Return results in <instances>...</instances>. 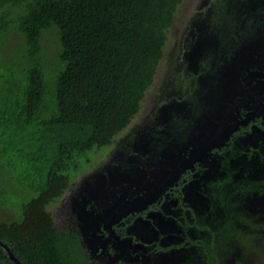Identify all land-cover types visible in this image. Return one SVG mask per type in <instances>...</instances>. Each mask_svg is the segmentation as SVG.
I'll return each mask as SVG.
<instances>
[{
  "label": "flooded vegetation",
  "instance_id": "1",
  "mask_svg": "<svg viewBox=\"0 0 264 264\" xmlns=\"http://www.w3.org/2000/svg\"><path fill=\"white\" fill-rule=\"evenodd\" d=\"M216 2L199 1L193 16L174 23V51L178 29L188 35L181 45L198 51L195 65L186 64L189 92L185 61L158 73L161 84L155 81L148 107L157 111L156 122L151 132L139 134L140 146L125 160L126 169H138L143 177L114 187L116 197L125 196L129 204L148 203L117 220L119 212L109 215L103 197L93 202L81 194L82 219L76 209L63 221L52 214L57 231L77 247L81 264H264V0H236L239 28L253 23L252 43L242 48L237 40L229 61L208 71V52L221 49L208 20L212 14L234 19L233 10ZM196 39L201 43L194 44ZM242 49L246 58L234 61ZM165 101L168 107H162ZM116 170L111 166L101 174Z\"/></svg>",
  "mask_w": 264,
  "mask_h": 264
},
{
  "label": "trees",
  "instance_id": "2",
  "mask_svg": "<svg viewBox=\"0 0 264 264\" xmlns=\"http://www.w3.org/2000/svg\"><path fill=\"white\" fill-rule=\"evenodd\" d=\"M188 1L0 0V264H81L49 209L149 107Z\"/></svg>",
  "mask_w": 264,
  "mask_h": 264
},
{
  "label": "rangeland",
  "instance_id": "3",
  "mask_svg": "<svg viewBox=\"0 0 264 264\" xmlns=\"http://www.w3.org/2000/svg\"><path fill=\"white\" fill-rule=\"evenodd\" d=\"M199 1L202 0H196L192 5H195V8L192 10L190 5V2H186L183 7H181L179 11V17L177 19L178 22H180L184 16H186V19L188 20L191 16H193V12L197 11V4ZM211 1H218V0H210ZM223 3H220L223 7H228V12L233 10L234 13V19L224 21V19L221 16H215V14H212L211 18L208 20V23L211 25V31L216 34L215 40L221 42V49L216 52V54H213V49H211L208 52V60L204 61L203 64L205 65L206 69H209L208 71H211V66H224L226 64V61H229L230 56H232V53L234 51L233 44L240 40L243 42L242 48L245 46V44H249L252 40L251 34L253 33V23L249 22L251 24H248L247 27H245L243 30H241L240 23H237V13H238V6L236 5V0H222ZM217 3V2H216ZM208 11V10H207ZM206 11V12H207ZM205 12V13H206ZM205 16V14H204ZM230 21H235L230 22ZM228 23H233L232 25ZM180 23H178V28L180 27ZM176 27L174 28V32H172L171 41L173 40L172 45L169 47L168 56L167 58H170L171 66H175V69L177 68L178 64L181 68V65L185 61L184 69L182 70V73H184L185 79L188 80V86L185 89L186 92H189V86L191 84V74H188L186 72V64L189 69L192 68V65H195L194 58L197 55V49H194V46H185L181 45V33L180 29H178L179 34V42L180 45L178 47V53L174 51V43H175V36L177 35L175 32ZM238 33V36L241 39H236V34ZM188 35L186 34L182 38H186ZM193 41V36H192ZM171 43V42H170ZM199 44L201 42L198 41V39L194 40V44ZM252 43V42H251ZM250 43V44H251ZM249 44V45H250ZM46 50L48 52V55L50 57L56 56L57 51L55 50L57 48L54 39L50 41L45 42ZM249 47V46H247ZM243 49L240 51H237L236 56L234 57L236 62L245 59V53L242 52ZM174 52V55H173ZM222 52H224L222 54ZM168 65V64H167ZM179 68V69H180ZM166 69V65L163 70ZM218 70L223 71V68L219 67ZM191 71V70H190ZM211 74V72H210ZM220 78V73H219ZM156 83L161 84L160 80L156 81ZM174 89V88H173ZM171 89V91L173 90ZM159 90V88H158ZM183 90V86H182ZM196 96L194 95L188 101L192 100L195 101ZM149 97H147L148 101ZM174 100V99H173ZM150 106V103H148ZM170 104L168 101H165V103L162 105V107H168ZM141 109V111L138 113V116L134 119V121L130 124L129 128L126 129L123 133H121L118 136L117 143L114 144V146H111L109 148L104 149L101 151V153L94 157L92 159L91 167L85 172L81 173L79 176H77L74 180L73 185L71 186L70 191L68 194L57 204L52 205L50 210L51 214H53L56 217H60V220L63 221L67 215L71 214L72 211L76 209V211L79 209L77 206V199L82 194L84 199H87L89 201H99L101 198H97L95 192H93V186L91 185L97 178V175L100 173H103L107 168L114 166L117 168L118 171H116L117 175H122L125 173L128 178L132 180L140 179L143 176H140V172L135 171L133 168L126 169L128 163L125 162L126 159L131 155L129 152L130 149L133 147H139L141 144V140L139 139V134L141 132L148 133L152 131V128L156 122V112H153V108L150 109ZM177 126V129L180 130L183 128V122L181 119H178L174 123ZM138 170V169H137ZM150 182V181H148ZM118 183V181H116ZM108 182L106 183V185ZM116 185V184H115ZM113 187L111 189V192H113ZM77 213V212H76ZM82 213V212H81ZM83 214V213H82ZM6 217V214L3 215ZM82 219V217L80 218ZM245 246L242 247V251L245 253ZM233 255V254H232ZM232 255L228 256V261H232ZM242 263V261H241ZM243 264V263H242Z\"/></svg>",
  "mask_w": 264,
  "mask_h": 264
},
{
  "label": "water",
  "instance_id": "4",
  "mask_svg": "<svg viewBox=\"0 0 264 264\" xmlns=\"http://www.w3.org/2000/svg\"><path fill=\"white\" fill-rule=\"evenodd\" d=\"M118 171V170H116ZM113 172L110 173L108 177H105L104 175H102L101 173L97 175L96 180L91 184L93 186V192H95L96 197L97 198H104V200H106L107 203V210L110 215V213L115 212H119V214L116 216L117 220H120L122 217H124L125 215L129 214L132 210L135 211L137 207H140L141 205L147 204L148 202H143V201H139L136 200L134 201L133 204H129L125 201V196H122V198H117L116 194L114 192H111V189L119 184H127L128 186L131 184L132 179L128 178L127 175H125V173H123L122 175H117V172ZM138 171V170H135ZM156 179V176H155ZM153 180V185L154 187L157 185L156 180ZM116 181H118V183H116ZM108 182V184L106 185V183ZM116 184V185H115ZM122 189H129V187H122ZM153 195H156L155 192H153ZM155 197V196H154ZM110 203H113L112 207H109L108 205ZM116 203V205H114ZM122 205L121 208H118L119 205ZM81 212L85 213L84 210H77V215L81 218H83L84 214H82ZM106 213V216H107ZM124 214V215H123ZM105 216V217H106ZM0 244H2L8 251L9 253L11 252L9 249V246L4 244L3 242L0 241ZM12 257V259H14L18 264H20V261L13 256L12 254L10 255Z\"/></svg>",
  "mask_w": 264,
  "mask_h": 264
}]
</instances>
